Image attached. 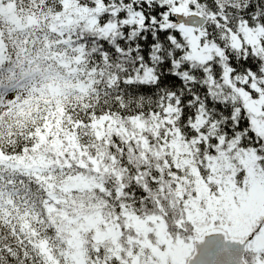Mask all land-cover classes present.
<instances>
[{
    "label": "snow or ice",
    "instance_id": "obj_1",
    "mask_svg": "<svg viewBox=\"0 0 264 264\" xmlns=\"http://www.w3.org/2000/svg\"><path fill=\"white\" fill-rule=\"evenodd\" d=\"M0 264H264V0H0Z\"/></svg>",
    "mask_w": 264,
    "mask_h": 264
}]
</instances>
